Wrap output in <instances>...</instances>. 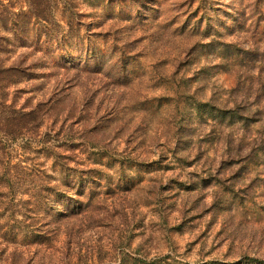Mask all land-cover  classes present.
Here are the masks:
<instances>
[{"label": "rangeland", "instance_id": "obj_1", "mask_svg": "<svg viewBox=\"0 0 264 264\" xmlns=\"http://www.w3.org/2000/svg\"><path fill=\"white\" fill-rule=\"evenodd\" d=\"M79 9L92 54L10 89L0 264H264V0Z\"/></svg>", "mask_w": 264, "mask_h": 264}, {"label": "trees", "instance_id": "obj_2", "mask_svg": "<svg viewBox=\"0 0 264 264\" xmlns=\"http://www.w3.org/2000/svg\"><path fill=\"white\" fill-rule=\"evenodd\" d=\"M82 1L92 5L96 0H0V134L6 138L25 137L33 130L35 122L47 113L41 106L29 111L25 107L17 108L11 87L39 77L37 72L48 67L53 58L60 57L64 61L75 53L79 56L92 54L90 40L83 36L82 17L85 15L79 9ZM259 55L249 51L248 62L264 58ZM2 147L4 144L0 141V151ZM262 159L264 140L258 144L252 163ZM31 189L38 197L52 191L41 186ZM49 199L44 200L48 203ZM131 259L130 264H140L139 260Z\"/></svg>", "mask_w": 264, "mask_h": 264}]
</instances>
